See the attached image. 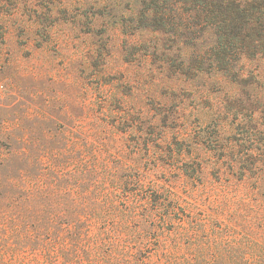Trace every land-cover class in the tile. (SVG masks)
I'll return each mask as SVG.
<instances>
[{
	"label": "rangeland",
	"instance_id": "374dc122",
	"mask_svg": "<svg viewBox=\"0 0 264 264\" xmlns=\"http://www.w3.org/2000/svg\"><path fill=\"white\" fill-rule=\"evenodd\" d=\"M202 1L0 0V175L59 211L37 264L264 246V0Z\"/></svg>",
	"mask_w": 264,
	"mask_h": 264
},
{
	"label": "trees",
	"instance_id": "16d2710c",
	"mask_svg": "<svg viewBox=\"0 0 264 264\" xmlns=\"http://www.w3.org/2000/svg\"><path fill=\"white\" fill-rule=\"evenodd\" d=\"M240 1V2H239ZM203 0L202 5L207 12H214L219 9V13H223L224 9L233 10L238 13H243L248 7V4L256 2L257 0ZM224 20V19H223ZM225 22V21H223ZM222 32V31H221ZM220 32L219 37H223ZM4 176L0 175V180ZM3 187V194H0V223H4L6 230L11 232L10 236L6 240L7 244L0 248L5 249L6 256H10L6 259L3 255L0 258V264H37L36 259L34 262L33 256L38 254L39 250L48 248L45 243V237L41 236L51 234L55 227L51 224L54 217L58 215L59 211L51 201L41 202L38 199L42 196V190L39 187V179L35 175H26L20 173L17 176L5 175L3 183H0V189ZM51 196V191H47ZM43 198V197H42ZM68 208L62 207L60 209L61 215H67ZM59 214V215H60ZM33 221L36 222L35 227L36 234L30 237L23 235H17L23 227L20 228L19 222ZM69 225V224H68ZM249 247L258 248L257 252H254L251 248L247 253V264H264V246L256 241L248 239ZM123 258L127 264L143 263L141 258L135 259V254H132L128 250ZM32 257V258H31ZM106 257V256H103ZM134 257V261L132 258ZM236 258H232V262L235 263ZM220 261L219 264H225L224 258L221 253L212 255H199L195 252L168 254L164 259L151 262L150 264H215L216 261ZM93 261H91L92 263ZM122 261L119 262V264ZM109 264V263H105ZM146 264V263H145Z\"/></svg>",
	"mask_w": 264,
	"mask_h": 264
}]
</instances>
